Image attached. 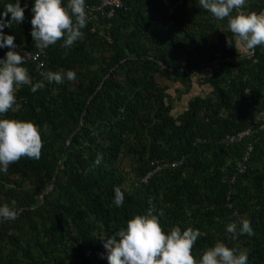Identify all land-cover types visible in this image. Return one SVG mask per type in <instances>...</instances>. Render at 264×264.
<instances>
[{
	"label": "trees",
	"instance_id": "trees-1",
	"mask_svg": "<svg viewBox=\"0 0 264 264\" xmlns=\"http://www.w3.org/2000/svg\"><path fill=\"white\" fill-rule=\"evenodd\" d=\"M122 1L110 19L87 14L85 35L71 47L63 38L47 47L43 72L73 69L75 80L49 82L23 62L45 86L19 87L4 115L39 125L43 146L39 159L22 156L0 172V204L18 210L0 220V264H108L100 236L149 208L163 209L166 232L174 225L201 230L192 247L197 259L222 240L243 246L248 264H264V129L255 123L264 108V46L240 51L227 18H215L199 0H182L170 15L178 0ZM7 2L0 0V10ZM27 2L24 20L3 31L30 51ZM244 8L263 11L264 0H246ZM157 79L183 85L184 92L174 89L180 96L193 82L208 90L175 113ZM97 153L103 158L94 165ZM115 186L125 194L119 207ZM240 217L254 231L233 239L226 224Z\"/></svg>",
	"mask_w": 264,
	"mask_h": 264
},
{
	"label": "clouds",
	"instance_id": "clouds-1",
	"mask_svg": "<svg viewBox=\"0 0 264 264\" xmlns=\"http://www.w3.org/2000/svg\"><path fill=\"white\" fill-rule=\"evenodd\" d=\"M199 4L215 18H227V28L235 36V45L248 52H254L257 45L264 46V11L246 10V0H199ZM28 6L27 0L24 4L21 0H8L0 10V48L8 46L4 56H0V172H7L10 163L22 156L39 159L43 146L39 125L4 115L14 109L19 87L30 85V90L36 92L45 86L43 80L33 82L23 63L27 57L14 50V35L3 31L22 22ZM30 11V35L37 48H47L60 38L63 46L69 48L85 35L82 29L87 24L86 0H31ZM227 42L234 46L233 40L227 39ZM42 75L57 84L65 78L71 81L77 77L73 69L46 70ZM102 158V153H97L94 165L100 164ZM112 202L117 207L124 204L121 187H114ZM17 214L15 207L0 204V220L14 219ZM163 214V209L156 213L149 208L129 218L114 234L100 236L108 264H248L247 250L229 247L222 240L205 249L197 259L192 247L201 230L192 226L182 230L174 225L166 232L160 223ZM226 231L235 239L245 233L252 235L254 229L250 219L240 217L227 223Z\"/></svg>",
	"mask_w": 264,
	"mask_h": 264
},
{
	"label": "built area",
	"instance_id": "built-area-1",
	"mask_svg": "<svg viewBox=\"0 0 264 264\" xmlns=\"http://www.w3.org/2000/svg\"><path fill=\"white\" fill-rule=\"evenodd\" d=\"M182 2V0H178L175 4L170 6L167 10L168 15L174 13V9ZM123 7V1L122 0H99L98 4L96 5H87L86 4V11L88 15H91L93 13H99L102 17H105L107 19H110L113 17L114 12L118 9H121ZM16 44V48L14 50L19 51L22 55H25L26 61L34 64L36 66V70L39 71L40 74L43 73V64L44 59L46 56V50L47 48L40 49L37 48L35 45L34 50H28L25 49L20 44ZM5 49L8 50V46H5ZM260 123V128L264 129V108L258 113L255 123ZM250 133V129H247L245 131L239 132L237 135V140L241 139L243 136H247ZM234 138V137H232ZM246 160V158H244ZM177 163H174L173 166H177ZM152 172L148 173L146 177H144L141 181L146 182L147 177L151 176ZM100 247L104 251L102 240L100 241ZM108 263V262H107Z\"/></svg>",
	"mask_w": 264,
	"mask_h": 264
},
{
	"label": "rangeland",
	"instance_id": "rangeland-1",
	"mask_svg": "<svg viewBox=\"0 0 264 264\" xmlns=\"http://www.w3.org/2000/svg\"><path fill=\"white\" fill-rule=\"evenodd\" d=\"M240 51L244 52L246 50L243 49L242 47H240ZM208 72H209V70H204L201 74H202V76H204ZM157 80H159V79H157ZM159 83L161 85H166L168 87V93L174 99L173 105H175V108H174V112L175 113H178V112H180L183 109V105H184V103H185V101H186V99L188 97L199 95V94L202 93V91L208 90L207 86H202L201 87L196 82H193V86L190 89V91H188L187 93H184L183 95L180 96V95H177L174 92V89H175V87H179L184 92L185 91V87L183 85H181L179 83H174V82H171V81H164V80H159ZM121 166H122L123 172L125 174H128V175L131 176V163H130V161L128 159H124L122 161ZM8 180H9L10 183H12L14 180H18V176H16V175L10 176V177H8ZM238 250H245V248L243 246H241V245H238Z\"/></svg>",
	"mask_w": 264,
	"mask_h": 264
}]
</instances>
